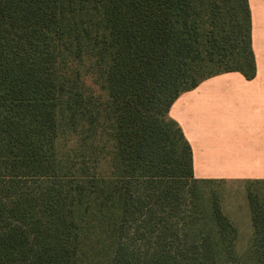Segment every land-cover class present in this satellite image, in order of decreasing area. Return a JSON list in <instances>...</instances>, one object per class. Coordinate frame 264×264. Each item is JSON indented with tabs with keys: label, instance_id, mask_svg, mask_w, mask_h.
<instances>
[{
	"label": "trees",
	"instance_id": "1",
	"mask_svg": "<svg viewBox=\"0 0 264 264\" xmlns=\"http://www.w3.org/2000/svg\"><path fill=\"white\" fill-rule=\"evenodd\" d=\"M255 75L248 0H0V264H264L169 107Z\"/></svg>",
	"mask_w": 264,
	"mask_h": 264
},
{
	"label": "crops",
	"instance_id": "2",
	"mask_svg": "<svg viewBox=\"0 0 264 264\" xmlns=\"http://www.w3.org/2000/svg\"><path fill=\"white\" fill-rule=\"evenodd\" d=\"M248 4L254 77L238 71L209 76L169 107L191 146L197 178L264 179V0Z\"/></svg>",
	"mask_w": 264,
	"mask_h": 264
},
{
	"label": "rangeland",
	"instance_id": "3",
	"mask_svg": "<svg viewBox=\"0 0 264 264\" xmlns=\"http://www.w3.org/2000/svg\"><path fill=\"white\" fill-rule=\"evenodd\" d=\"M215 189L223 211L240 231L239 243H246L251 232L250 211L244 181L213 182L206 185Z\"/></svg>",
	"mask_w": 264,
	"mask_h": 264
}]
</instances>
